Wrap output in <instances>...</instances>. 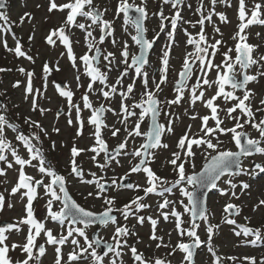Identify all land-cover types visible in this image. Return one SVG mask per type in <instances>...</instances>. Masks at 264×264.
Wrapping results in <instances>:
<instances>
[{"label":"rangeland","instance_id":"374dc122","mask_svg":"<svg viewBox=\"0 0 264 264\" xmlns=\"http://www.w3.org/2000/svg\"><path fill=\"white\" fill-rule=\"evenodd\" d=\"M59 4L67 3L68 0H55ZM129 3H135L137 5L146 6L148 17L145 20V27L148 29V39H153L154 36H158L156 40V46L150 56L149 65L145 67L149 73L148 77V88L154 90V84L152 82L153 76L156 81L160 78V69L162 67V56L165 46L170 43L168 38V32L171 31L170 19L177 10L180 11L182 20L178 22L175 31V42L172 43L170 51V61L168 69V80L165 84L161 85L162 92H158L157 96L162 101V111L159 116L161 123L167 126L168 120H172L173 132L162 136V143H167L168 148L152 149L154 153V159L148 158L145 166L150 167L158 177L166 179L169 182H174L178 176L173 171V166L168 163L172 159L173 152H180L183 158L184 150L177 147L179 139L188 132L189 137L199 138L203 135L200 131L202 126L203 116H209L208 126L214 127L215 122L211 118V109L205 106L204 101L215 96L218 91L217 85H213L211 88L204 86L202 89L205 92L203 101H196L193 105L190 101V93L186 90L184 98L177 105H167L163 102L172 100L175 98L177 93L173 87L176 80H178L179 72L182 70V65L185 56L189 52H194V45L187 44L188 34L198 39V34L201 31V25L198 21L203 16L211 14V20H205L203 25L204 34L208 38L209 43H214L215 40H221L219 51L217 52L213 62L221 63V53L227 51L228 48H233L231 55L235 57V44L238 40L232 39L233 36L239 31L238 25L241 23L239 20V0H216L213 5L212 0H184V3L179 6L178 9H173L171 4H163L162 0H128ZM255 3L261 4L260 19H264V0H245V23L251 18V11ZM119 4V0H93V5L100 11L103 12V19H107L113 22V34L112 36H106L105 40L99 46L106 52H113L116 60L114 64L117 65L111 71H108V84L115 83L120 73L124 69V65L121 63V51L123 49V42H128V50L130 53L129 63H131V56L137 55L139 46L136 45L132 40L131 34H135L134 28L128 24L125 25L123 13L119 16L116 15V10ZM203 5L201 11L197 9ZM50 0H8L6 8L3 12L8 17L7 25L8 31L0 29V115H4L8 120L9 124H16L19 127V131H22L24 135L32 137V133L40 135L39 141L32 137L31 142L37 147L42 149L46 158L47 164L51 165L54 170L63 175L66 178V186L69 188L77 202L87 209H91L97 212L103 211L106 208L104 198L100 197H87V193L90 191L96 192L99 189L96 187L95 181L99 180L101 183L108 184V189L105 191V196L108 198H114V212L115 209H123V206L130 204L137 196L144 197L142 203L149 205L144 209H136L135 205L132 206L133 214L124 219L122 211L119 214L122 218L116 221L115 224L105 229L103 237L105 239H112L117 226H127L130 230V234L127 237V246L118 249L121 252V256L116 257L114 253L109 254L104 259V264H110L111 259H116V264H140L135 261L130 251L131 246H135L138 253H142L146 261H152L156 258L170 261V264H187L184 261L185 253L180 250L175 252L172 249L179 243L185 242L190 243V238L180 236L179 231L176 229L174 219L170 216L167 221L163 219L162 212H171L173 205H169L166 209H160L159 205L163 203L165 198L172 200L175 203L177 211L183 212L182 205L179 204V200L183 199L187 203V199L182 196L179 191L181 187L178 185L173 189L171 193H165L164 196H160L158 192L149 193L145 196L144 188L148 187L147 175L145 172L140 171L138 173L131 172V168L139 162V158H133L130 153L140 147L145 141V137H135L128 139V144L125 149L120 151V155L113 159L112 162L105 168H100L99 164L104 163V153L101 152L96 156L95 161L91 159L93 152L89 149L95 145L96 141L93 136L94 127L88 123V117L91 115L90 109L83 107L82 96L87 92L90 100L94 107H99L104 104L105 107L113 109V111L105 112L103 116L104 123L108 126L102 128V138L106 141L109 149H115L119 143L123 142L126 137L124 126L121 124L123 119V113L121 112V97L119 95L120 90H126V86L129 83H135V88L132 96L125 103L132 104L140 100V93L144 91L142 85V78L137 77L134 74V69L129 71L128 76L124 77L122 85H117L118 93L109 100H105L98 91L89 92L87 85L91 82V78L88 77L84 71L83 62L79 57L84 54L92 55L94 53L89 52L88 43L86 39V32L75 26L66 29V34L69 36L73 52L75 53L77 60V68L72 67V62L67 55V46H65L60 39L53 36L52 39L55 41L54 44H48L47 37L51 34L54 29L61 27L66 19L67 10L60 11L54 9L49 12ZM87 10V6L86 9ZM163 10L164 15L169 17L164 23L166 25L164 31L160 30V19L159 12ZM25 13H29L30 17L25 16ZM223 13L227 17V22L220 20L219 14ZM23 22H21V18ZM15 21V23H14ZM78 23L91 24L90 18L77 17ZM5 22L0 20V25ZM127 27V31H125ZM220 29L219 33L214 31V28ZM93 36L99 41L102 32L99 27L93 25L90 29ZM186 30V31H185ZM259 34V35H257ZM246 37L245 43L253 45V58L257 59L260 56H264V25L254 23L245 28L244 32L241 33ZM32 37V39H29ZM115 39L117 43L113 45L112 39ZM17 40L21 45V51L25 52L27 56L33 57V61L27 59V56H17L13 51H8L5 48V42L8 48L14 49L16 47ZM211 51V49L209 50ZM61 53H64L62 56ZM58 61V68L56 70ZM47 63L50 68L53 69L51 73H45L43 71L44 64ZM264 64V61H260ZM106 61L101 58L100 64L98 65L102 71H106L104 65ZM198 66V62H197ZM20 68L25 69V72L19 71ZM237 70H239L237 68ZM258 70V65H253L248 71L249 74L254 75ZM260 71H264V68H259ZM33 73L32 76V87L33 92L27 93L26 87L28 84L27 73ZM79 75L80 79L77 81L76 77ZM198 73L195 72L192 79L189 81V85L195 82ZM216 72L212 71L208 74L210 80L216 79ZM19 81V86L14 85ZM55 83H60L65 90L73 92L72 103L77 104L81 108V117L85 121L83 134L81 136L76 135L77 129V113L75 108H71V119L72 125L68 124L69 118V102L67 97L60 95L59 90L55 87ZM78 84L80 85L78 87ZM103 85L96 81L93 85L94 89H100ZM248 89L252 95L248 101H245L246 105H250L254 112L255 122H259L264 119V104L261 101L264 100V76L258 77L257 81L250 82ZM39 89V93L36 92ZM107 90V89H105ZM226 91H231V86H225ZM198 94V93H197ZM237 96L243 97V91H237ZM35 100V110L33 109V101ZM237 101L230 100L224 101L223 97H217L214 100V105H217V115L223 119L221 127L231 128L234 126L235 121L227 117L226 112L228 108L233 107ZM6 109V110H5ZM40 109H46L41 113ZM259 109V111H258ZM58 110H62V113L57 117ZM139 112V109H136ZM165 113L169 115L166 116ZM233 116L239 117L240 122L243 123L247 117L241 115L240 110L237 109ZM196 116L195 119L191 117ZM30 118L31 120L39 122L43 129H45L48 135L41 132L40 128L34 126L30 127L29 124L25 123V119ZM135 117L129 118V129L135 122ZM150 116L146 117L144 122L141 124V131H147L149 127ZM120 128L121 131L117 133V136L111 135L110 129ZM189 126H191L190 132ZM59 128V132H55L54 129ZM249 133L250 138L260 139L258 131L251 127L250 124H245L243 129ZM239 131V129H238ZM18 134L12 128H6V138L11 142L13 147L18 151V154L22 158L30 159V154L27 152L23 142L18 141L15 137ZM219 138L223 141L221 148L223 150L237 149L235 142L231 138V134H219ZM55 142V150L52 149V143ZM215 142V140L213 141ZM187 143V142H186ZM77 148L85 149L86 151L81 152L76 157V162L83 169V178L77 177L71 173V148L73 145ZM264 147V142L261 143ZM193 150L196 151L194 162L196 164L195 171H199L204 162L205 157L201 149H197L193 145ZM214 154V153H213ZM9 162H13L12 168H7L5 162H0V167L6 169V174L0 176V193L5 196V204L3 211H0V222H13L18 223L20 220L26 217V204L27 198L21 199L22 193L26 189H21L19 192L12 194L11 189L18 182L19 166L14 164V158L10 152H5ZM33 161V164H36ZM180 163V161H178ZM260 163L264 165V154L256 153L251 156L243 158L242 167L248 169L247 173H241L238 176L231 177L233 183L237 185L234 191L237 193L236 197H231L230 192L228 195H221L219 188H229L224 181L229 179L228 175L224 176L218 183V188L215 192L211 193L208 198L207 209L210 213L209 222L211 224H219V230H214L211 246L213 247L216 256L220 257V264H250V260L245 258H255L256 264H262L264 262V242L260 241L256 244L248 243L250 239L254 237H245L243 235L237 237L236 231L240 228L238 225H244L252 228H260L264 232V205H259L261 200H264V174H258L259 170H254L253 164ZM186 172L191 174L193 169L189 164L185 165ZM24 171L27 175L34 177L35 179L43 178L44 183H50L51 178L43 176L38 172V168L31 165H25ZM95 173V176L92 174ZM130 177L132 185H139L140 187H133L131 189L120 187L121 180ZM93 181L88 183L87 181ZM112 180H116L119 187L112 184ZM241 182H246L250 185L248 189L242 190ZM191 190V186H189ZM50 196L45 195L43 188H37V198L33 201L34 218L37 221L43 222L46 229H51L53 234L57 237L63 232L66 235L67 223L65 227L61 228L58 222L52 221L47 218V201ZM228 203L238 205L241 209L238 215H233L229 218H234L237 221V225H229L224 223L225 217L228 215L224 209ZM11 204L12 207H8ZM61 207L59 202H53V211H58ZM134 207V208H133ZM105 210V209H104ZM137 216H144L145 220L143 224L138 223ZM152 217L158 220L156 227V235L163 237V245H169V247L161 246L156 247L159 241L152 240V226L150 221L147 219ZM185 221L181 227H190V216L185 213L182 216ZM200 227L197 229L198 235L202 241H207L206 227L207 224L204 221H198ZM0 227H6V225H0ZM29 226L27 224L20 225V231L17 232L15 229L7 232L8 239L5 241L9 245V257L15 264L16 260H23L26 255L18 247L15 251L11 249V245L16 243L23 245L26 243V237L28 235ZM33 229V233H34ZM93 229L89 228L86 230L89 238L91 239V233ZM76 238L80 240L81 246L86 247V242L83 238L76 236L69 237V241L61 247L62 261L61 264H65L67 256L72 251L79 252L75 246L71 245V239ZM47 237L44 231L41 235L36 238L35 244L37 248L39 245L44 244L46 253L40 258L39 264H55L56 253L55 247L46 243ZM37 248H34V256L38 255ZM98 252V250H97ZM91 249L88 253H80L79 262H69V264H92V258L90 256ZM99 254V253H98ZM234 257L235 259H230ZM195 264H216L215 257L212 253L208 252V244L204 243L196 250Z\"/></svg>","mask_w":264,"mask_h":264},{"label":"snow or ice","instance_id":"6c2138e0","mask_svg":"<svg viewBox=\"0 0 264 264\" xmlns=\"http://www.w3.org/2000/svg\"><path fill=\"white\" fill-rule=\"evenodd\" d=\"M227 2V0H224ZM163 4H171L173 9H178L180 5L184 3V0H162ZM213 5H215L216 0H212ZM146 4V0H145ZM87 6V10L86 9ZM5 7V3L3 0H0V9ZM203 5L197 9V11H201ZM54 9H58L60 11L67 10L66 19L61 27L58 29H54L51 34L47 37L48 44H54L55 41L52 39L53 36H56L60 41L67 46V55L72 62V67L77 68L76 60L77 57L73 52L72 44L69 36L66 34V29H69L72 26H75L81 30L86 32V39L88 43V50L94 54H84L79 57V59L83 62L84 71L88 77L91 78V82L87 85V89L89 92L98 91L105 100H109L114 97L118 93L117 85H122L124 77L128 76L129 71L134 69V74L137 77L142 78V85L144 91L140 93V100L138 102H133L132 104L125 103V101L129 100L132 96L135 88V83H129L126 86V90H120L119 95L121 97V112L123 113V119L120 121L124 126V130L126 132V137L123 142L119 143L116 151L117 155L121 153L119 150L125 149L128 144V139L135 137H145L144 143L140 145L139 148L134 149L130 155L133 158H139V163L131 168V172L138 173L143 171L147 175V184L148 187L144 188L145 196L149 193H156L160 196H164L165 193H171L174 188L178 185L180 193L183 197L187 199V203L184 202L183 199H180L178 202L182 205L183 212L177 211L175 208V203L172 200L165 198L163 203L159 205L160 209H166L169 205H173L171 212L164 211L162 212L163 219L167 221L171 216L176 224V229L179 231L180 236L187 235L190 238V243L179 242L172 251L180 250L185 253L184 261H187V264H195V254L196 250L201 246V244H208V252L212 253L215 257L216 264H220V257L216 256L213 247L211 246L212 238L214 235V230H219V224H211L209 222L208 209L206 207L205 200L201 197H207L208 192L202 191L201 195L198 196L197 190H209V189H217V182L221 180L226 174L229 179L224 181L229 188H219V193L221 195H228L230 192L231 197H236L237 193L234 189L237 187L235 183H233L231 177L238 176L241 173H247L249 170L242 167V157L251 156L254 153L264 154V147L261 146V143L264 142V119L260 120L258 123L254 120V112L252 111L250 105H246L245 101L250 99L252 95L251 91L248 89V84L253 81H257L258 77L264 76V71H260L259 68H264V64H261L260 61H264V56H260L257 59H254L252 56L253 45L245 43L246 37L241 35L244 32L245 28L249 25L258 23L264 25V19H260V10L261 4L255 3L254 7L251 11V18L247 20L245 23L246 11H245V0H239V20L241 23L238 25L239 31L235 36L232 37L234 40H238L235 44V57L231 55L233 52V48H228L227 51L221 53L222 62L214 63L213 60L219 51V46L221 45V40H215L214 43H209L208 38L204 34L203 25L204 21L211 20V14L208 16H203L198 21L201 25V31L198 34V39L193 37L191 34H188L187 44L194 45V52H189L186 54L182 70L179 72V79L175 81L176 88L175 92L177 95L172 100H167L163 103L167 105H177L184 98L185 91L187 90L190 93V101L194 105L196 101L204 100L205 92L202 90L204 86L211 88L214 84L217 85L218 91L215 96L204 101L205 106L211 109V118L215 122L214 127L208 126L209 116H203L200 119L202 120V126L200 131L203 133L199 138L189 137L188 132L179 139L177 147L181 150H184V156L182 158L180 152H173L172 159L168 161L173 166V171L177 173L178 178L174 182H169L166 179H161L157 176V174L150 168L145 166L146 160L145 158L154 159V153L150 150L158 149V148H168L169 145L167 143H162V136L165 132L171 133L173 132L172 120H168L167 126L161 122H159V116L161 114L162 109V101L157 96L158 92H162L161 85L165 84L168 80V69H169V61H170V51L172 47V43L175 42V31L177 28V24L182 20V16L179 10L175 12V14L170 19V27L171 31L168 32V38L170 43L165 46L162 60V67L160 69V78L157 82L155 76H153V84L154 90L148 88V77L149 73L144 70L145 65L149 64L148 60V52L153 48L158 36H154L153 39H148L146 33L148 29L145 27L144 21L148 17V12L146 6L137 5L135 3H129L128 0H119V4L116 10V15L119 16L123 13L125 25L130 24L134 30L135 34L129 33L131 36V40L139 46V54L131 56V63H129V50H128V42L125 40L123 42V49L121 51V63L124 65L123 71L120 73L119 77L116 79L115 83L108 84V71H111L117 65L114 64L116 60L115 54L113 52H106L99 46L105 40L106 36H112L113 34V22L107 19H103V12L98 10L93 5V0H68L67 3L57 4L55 0H50L49 12ZM136 15H132L133 12ZM160 19V30L164 31L166 25L165 21L169 20V17L164 15L163 10L159 12ZM25 16L30 17L29 13H25ZM220 20L223 22H227V17L220 13ZM77 17L90 18L91 24L78 23ZM23 17L21 18V22H23ZM0 20H3L5 23L0 25V29L4 31H8L7 21L8 17L5 12L0 11ZM93 25H96L100 28L102 35L99 38V41L95 39L92 31L90 30ZM127 31V27L124 29ZM186 31V30H185ZM216 33L220 32L218 27L214 28ZM259 35V34H257ZM32 39V37H29ZM113 45L117 43V41L112 39ZM5 48L8 51H13L17 56H27V54L21 51V45L19 40H17L16 47L14 49L8 48L7 43L5 42ZM211 49V51H209ZM63 56L64 53H61ZM101 58L106 61L104 68L106 71H102L98 66L100 64ZM27 59L33 61V57L27 56ZM34 62V61H33ZM198 62V66H197ZM253 65H258V70L254 75L249 74V69ZM237 68L239 70H237ZM195 72L198 73L196 76L195 82L189 85V81L192 79ZM5 69H0V71H4ZM56 70L58 71V61ZM19 71L25 72V69L20 68ZM43 71L45 73H51L53 71L52 68L49 67L47 63L43 66ZM77 71L79 69L77 68ZM212 71L216 72V79L210 80L208 78V74ZM34 74L29 72L28 76V84L26 87L27 93L33 92L32 87V76ZM77 81H79L80 77L77 75ZM99 81L103 87L100 89H94L93 85ZM230 85L231 91H226L225 86ZM19 86V81L14 85V87ZM80 85L78 84V87ZM55 87L59 90L60 95L67 97L70 108H69V118L68 124L72 125L73 121L71 119L70 113L71 108L76 109L77 113V129L76 135L81 136L83 134L85 121L81 117V108L77 104L72 103L73 92L70 90H65L64 87L61 86L60 83H55ZM107 89V90H105ZM243 90V97L237 96L236 90ZM36 92L39 93V89H36ZM198 93V94H197ZM222 96L224 101L235 100L237 101L233 107L228 108L226 115L229 119L234 120L235 124L231 128L221 127L223 124V119H221L217 115V105H214V100L217 97ZM83 107L85 109L91 110V115L88 117V123L94 127L93 136L95 138V145L91 149L95 155L91 157L93 161H95L96 156L101 152L104 153V163L99 164L100 168L107 167L113 160V157L109 155V149L106 141L102 138V128H107L108 126L104 123L102 119L105 112L113 111L114 115H119V113H115L113 109L105 107L104 104H101L99 107H94L92 101L89 98L88 93L86 92L82 96ZM261 104H264V100L261 101ZM36 104L35 100L33 101V109L35 110ZM139 109V112L136 111ZM237 109L240 110L241 115H245L247 119L244 120L243 123L240 122L239 117H235L232 115ZM6 110V109H5ZM41 113L46 111V109H40ZM259 111V109H258ZM60 113H57V117H59ZM168 116V113H165ZM150 116L151 124L148 127L147 131H141V124L144 122L146 117ZM135 117V122L129 129V118ZM195 119L196 116L191 117ZM25 123L29 124L30 127L34 126L36 128H40L41 132H44L45 135H48L47 131L42 128L39 122L31 120L30 118L25 119ZM245 124H250L251 127L255 128L258 133L260 139H252L248 138L249 134L244 131ZM6 128H12L14 131H17L16 139L18 141L23 142V145L26 147L27 152L30 154V159L22 158L18 151L11 142L6 138L5 130ZM239 129V131H238ZM191 130V126H189V132ZM55 132H59V128L54 129ZM111 135L113 137L117 136V133L121 131L120 128H115L113 126L110 129ZM219 134H231L232 140L235 142V145L238 151L232 150H223L221 145L223 141L220 140ZM32 137L35 140L39 141L41 139L40 135L37 133H32ZM32 137L24 135L22 131H19V127L16 124H9L8 120L4 115H0V162H5L7 164V168L13 167V162L8 161V157L5 155V152H10L11 156L14 158V164L19 166V175L18 182L11 189L12 194L19 192L21 189H26L22 193L21 199L24 197L27 198L26 204V217L20 220L16 224H9L6 227H0V264H13V260L9 257V245L5 243L8 239L6 235L7 232L15 229L17 232L20 231L21 224H27L29 226L28 235L26 237V243L23 245H18L13 243L11 245V249L15 251L18 247L21 251L26 255V258L23 260H16L15 264H39L40 258L43 257L46 253V248L44 245L38 246V255L34 256V248H37L35 244L36 238L41 235V232L44 231L47 240L46 243L49 245L57 246L55 247L56 259L55 264H61L62 255H61V247L69 241V237H73L75 234L78 237L83 238L86 242V247L81 246L80 240L73 238L71 239V245L75 246L79 249V252L72 251L67 256V261L65 264H69V262H79L81 257L80 253H88V250L91 249L90 256L92 258V264H104V259L109 255V253H114L116 257L121 256V252L118 249H121L124 246H127V237L130 234L129 228L125 226H117L115 227L114 235L112 236V241L114 243L105 242L100 236H96L95 239H90L86 229H88L91 225L99 223L101 225H109V223H116V217L112 215L114 210V198H108L105 196V184L101 183L99 180L95 181L96 187L99 191L93 192L90 191L87 193L88 197H100L104 198V203L106 208L102 212H94L91 210H87L82 207L73 197L70 195L69 190L66 186V178L63 175L58 174L54 168L47 164L46 158L43 154L42 149L37 148L32 142ZM215 140V142H213ZM243 141V142H242ZM187 142V143H186ZM193 145L197 147V149L202 148L203 155L205 157V162L200 171H195L196 164L194 162V157L196 156V151L193 150ZM56 144L52 143V149L55 150ZM86 151L85 149L77 148L75 144L71 148V173L75 174L77 177L83 178V169L76 162V157L80 155L81 152ZM214 153V154H213ZM33 161H36V164H33ZM180 161V163H178ZM189 164L193 169L191 174L186 172L185 165ZM25 165H31L33 167L38 168V172L43 176H48L51 178L50 183H44L43 178L35 179L32 176H29L24 171ZM259 170L258 174H264V165L257 163L255 164V168L253 171ZM6 174V169L0 167V176ZM95 176V173L92 174ZM88 183H93V181L89 180ZM112 184L119 187L116 180H112ZM55 186H58V190ZM191 186V190L189 188ZM43 188L45 190V195L50 196L47 201V218H50L52 221L58 222L61 228L65 227V222H67L66 227V235L61 232V234L57 237L53 234L51 229H46L45 224L43 222L37 221L34 218V209H33V201L37 198V188ZM125 188L131 189L133 187L139 188V185L126 184ZM250 185L246 182H241L242 190L248 189ZM144 197L137 196L134 200L131 201L130 204H126L123 206V209H117V211H122V215L125 220L128 219L130 215L133 214L132 206L135 205L136 209H144L149 207V205L142 203ZM59 202L61 207L58 211H53V202ZM5 204V196L3 193H0V211H3ZM264 205V200L259 202V205L256 207ZM8 207H12L11 204H8ZM225 213L228 215L224 219V223L229 225H237V221L234 218H229L233 215H238L241 211L238 205L228 203L224 209ZM187 213L190 216V227L184 228L181 227L185 223L182 219L183 214ZM152 226V240H157L156 247L159 248L163 245V237L156 235V227L158 224L157 219H153L152 217L147 218ZM145 220L144 216H137V221L140 224H143ZM198 220L204 221L207 224L206 233H207V241H202L201 237L197 233V229L200 227V224L197 222ZM82 225V227L80 226ZM240 228L239 231L235 232L237 237L243 235L245 237H254V239H250L247 242L256 244L257 242L264 241V232L260 228H252L244 225H238ZM33 229L35 230L33 233ZM102 244H106L107 251L103 252V255L98 254L97 249L100 248ZM165 247H169V245H163ZM130 251L135 261L140 262V264H170V261H166L164 259L156 258L154 262L146 261L143 257L142 253H138V250L135 246H131ZM230 259H235L234 257ZM246 260H250V264H256L255 258H245ZM110 264H116V259H111ZM123 264V261H121ZM183 264V262H182ZM264 264V262H262Z\"/></svg>","mask_w":264,"mask_h":264},{"label":"water","instance_id":"95a60500","mask_svg":"<svg viewBox=\"0 0 264 264\" xmlns=\"http://www.w3.org/2000/svg\"><path fill=\"white\" fill-rule=\"evenodd\" d=\"M3 2L5 3V7L4 8H2V9H0V11H3L5 8H6V6H7V2H8V0H3ZM132 15H136V13L134 12V10H133V12L131 13ZM144 24H145V21H144ZM147 36V35H146ZM148 38V37H147ZM155 46H156V42H155V44H154V46H153V48L152 49H150L149 50V52H148V60L150 59V56H151V54H152V52H153V50H154V48H155ZM137 54H139V50H138V53ZM252 56H253V52H252ZM148 65V64H147ZM147 65H145V66H147ZM173 87L174 88H176V84H174L173 85ZM240 89H238V91H239ZM58 112L61 114L62 113V110H58ZM57 112V113H58ZM105 114V113H104ZM104 116V115H103ZM102 119H103V117H102ZM159 119V118H158ZM160 122V121H159ZM150 124H151V120H150V123H149V126H150ZM248 133V132H247ZM248 138H250L249 136H248ZM243 142V141H242ZM118 148V146L114 149V150H116ZM109 151V155L111 156V157H113V159L114 158H116L118 155L116 154V151ZM123 150V149H122ZM121 150H119V152H120ZM236 151H238V150H236ZM254 154H256V153H254ZM253 154V155H254ZM147 159L148 158H145V160H146V162H147ZM242 159V161H243V157L241 158ZM253 166L255 167V164H253ZM203 167V166H202ZM202 169V168H201ZM200 169V170H201ZM199 170V171H200ZM227 175V174H226ZM219 182V181H218ZM218 182H217V184H218ZM126 184H132V181H131V178L130 177H127V178H124V179H122L121 180V183H120V186L121 187H124V185H126ZM56 188H58V186H55ZM108 189V184H106L105 183V190H107ZM215 190L216 189H209V190H197V194H198V196L199 195H201V192L202 191H207L208 192V195H207V197L205 198V197H201L202 199H204L205 200V203H206V207H207V205H208V198H209V195L211 194V193H213V192H215ZM71 195V194H70ZM74 199V198H73ZM78 203V202H77ZM83 207V206H82ZM86 209V208H85ZM87 210H89V209H87ZM95 212V211H94ZM97 213H99V212H97ZM112 215L113 216H115L116 217V213L113 211L112 212ZM199 221V220H198ZM9 224H13L12 222H5V221H2V222H0V225H9ZM93 225H101V224H99V223H96V224H93ZM99 234V231L98 230H96L94 233H93V239H95V237L97 236ZM101 251L102 252H104V251H107V247H106V244H102L101 246Z\"/></svg>","mask_w":264,"mask_h":264},{"label":"flooded vegetation","instance_id":"af4514ba","mask_svg":"<svg viewBox=\"0 0 264 264\" xmlns=\"http://www.w3.org/2000/svg\"><path fill=\"white\" fill-rule=\"evenodd\" d=\"M44 154V153H43ZM69 189V188H68ZM58 190V189H57ZM71 193V192H70ZM71 195L74 197V195L71 193ZM75 198V197H74ZM134 208V207H133ZM105 209V208H104ZM104 209H102V210H104ZM116 210V221H118L119 219H121L122 218V215H120L119 214V211H117V209H115ZM101 211V210H100ZM65 223H67V222H65ZM112 224L113 223H109V225H107V226H105V225H100V226H96V225H91L89 228H91V229H93V231H92V233H91V239H93V233L96 231V230H98L99 231V234H98V236H100L105 242H111V243H114L113 241H112V239H105L104 237H103V232L102 231H105V229L106 228H108V227H110V226H112ZM81 227H82V225H80ZM88 228V229H89ZM87 230V229H86ZM44 245V244H43ZM45 247V246H44ZM122 248H124V247H122ZM98 250V253L99 254H101V255H103V252L101 251V247L100 248H98L97 249ZM109 254H111V253H109ZM134 258V257H133Z\"/></svg>","mask_w":264,"mask_h":264},{"label":"trees","instance_id":"16d2710c","mask_svg":"<svg viewBox=\"0 0 264 264\" xmlns=\"http://www.w3.org/2000/svg\"><path fill=\"white\" fill-rule=\"evenodd\" d=\"M14 23H15V21H14ZM0 78H3V77H0ZM264 242V241H263Z\"/></svg>","mask_w":264,"mask_h":264}]
</instances>
